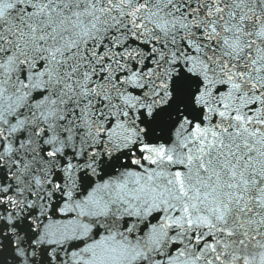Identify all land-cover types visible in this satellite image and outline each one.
I'll return each mask as SVG.
<instances>
[{
  "label": "snow or ice",
  "instance_id": "snow-or-ice-1",
  "mask_svg": "<svg viewBox=\"0 0 264 264\" xmlns=\"http://www.w3.org/2000/svg\"><path fill=\"white\" fill-rule=\"evenodd\" d=\"M0 264H264V0H0Z\"/></svg>",
  "mask_w": 264,
  "mask_h": 264
}]
</instances>
